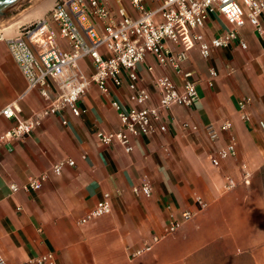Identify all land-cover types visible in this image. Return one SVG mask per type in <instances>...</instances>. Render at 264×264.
Here are the masks:
<instances>
[{
    "label": "crops",
    "instance_id": "1",
    "mask_svg": "<svg viewBox=\"0 0 264 264\" xmlns=\"http://www.w3.org/2000/svg\"><path fill=\"white\" fill-rule=\"evenodd\" d=\"M116 8L114 0H109ZM264 29V13L261 16ZM228 27L221 14L212 16L204 33L208 38ZM238 41L215 49L205 59L198 49L189 53L183 67L195 71L199 100L192 106L174 105L163 110L157 129L132 139L133 150L120 144L107 145L98 129H118L120 121L112 100H128L124 85H111V94L92 84L79 104L85 112L69 110L45 117L24 139L14 140L13 149L0 148V252L10 264H20L47 252L55 264H264V35L251 24L240 31ZM65 48L66 40L60 39ZM148 63L156 73L168 75L177 84L182 77L163 68L152 57L139 67L140 84L154 91ZM91 73L89 59L80 61ZM211 68L218 76L209 84ZM27 80L0 37V111L26 89ZM250 97V119L242 117L238 102ZM156 100V99H154ZM37 89L19 100L20 119L46 105ZM67 120V124L62 122ZM232 122L230 135L237 155L211 162L218 148L227 144L225 133L217 140L207 135V126ZM17 122L0 114V135ZM166 126L165 130L160 125ZM73 166L56 174L51 167L62 159ZM247 163L250 181L240 176ZM47 173L41 188L13 192L11 183L23 184L29 177ZM238 180L225 188V175ZM150 183V195L134 188ZM106 193L112 210L82 222ZM206 206L199 208L197 198ZM185 211L193 216L182 221ZM174 221L179 228L169 232Z\"/></svg>",
    "mask_w": 264,
    "mask_h": 264
},
{
    "label": "built area",
    "instance_id": "2",
    "mask_svg": "<svg viewBox=\"0 0 264 264\" xmlns=\"http://www.w3.org/2000/svg\"><path fill=\"white\" fill-rule=\"evenodd\" d=\"M112 8L109 0H56L47 16L30 23L20 24L12 34L0 31V37L8 44L9 50L27 80L25 91L6 105L0 114L6 118H16L17 122L0 135V148L14 140L24 139L41 125L43 119L52 114H62L69 110L80 116L85 112L79 104L92 84L104 94H111V85L122 87L125 76L129 90L128 100H112L120 126L105 131L98 129L96 135L107 145L120 144L127 152L133 150L132 139L150 135L157 129L163 110L174 105L192 106L200 98L199 80L195 71L183 67L193 49H198L201 57L209 58L215 49L226 48L238 41L242 47L246 43L240 38L241 29L248 23L264 35L261 16L264 0H114ZM221 14L227 29L214 37L204 33L207 21ZM60 39L66 40L70 48H65ZM152 57L159 66L171 68L182 77L177 84L166 74L155 72L154 64L148 63L153 77L154 91L141 86L139 67ZM89 59L91 73H87L80 61ZM209 84L218 76L211 68ZM37 89L46 100V105L34 115L20 119L19 100L31 90ZM156 99V100H154ZM250 97H243L238 105L242 117L250 119L248 105ZM62 122L67 124V120ZM259 125L264 132V121ZM166 129L164 124L160 125ZM232 122L224 120L220 125L207 126L211 140L228 137L227 144L218 148L211 156L216 168H221L224 160L237 155L235 138L230 135ZM71 158L62 159L51 167L61 174L65 166H73ZM240 176L245 183L250 181L247 163L240 165ZM47 173L29 177L23 184L11 183L13 192L21 189L29 191L41 188ZM225 188L232 189L238 184L237 178L225 175ZM136 193L150 195V183L134 188ZM199 208L206 202L197 198ZM110 194L106 193L94 209L83 217L87 222L111 212ZM193 216L185 211L182 221ZM180 221H174L169 232L177 230ZM0 264H10L0 252ZM20 264H55V254L47 252Z\"/></svg>",
    "mask_w": 264,
    "mask_h": 264
},
{
    "label": "bare ground",
    "instance_id": "3",
    "mask_svg": "<svg viewBox=\"0 0 264 264\" xmlns=\"http://www.w3.org/2000/svg\"><path fill=\"white\" fill-rule=\"evenodd\" d=\"M54 1L56 0H36L31 7L22 10L5 23L0 24V30L6 34H12L20 24L33 18L36 19L45 13Z\"/></svg>",
    "mask_w": 264,
    "mask_h": 264
},
{
    "label": "water",
    "instance_id": "4",
    "mask_svg": "<svg viewBox=\"0 0 264 264\" xmlns=\"http://www.w3.org/2000/svg\"><path fill=\"white\" fill-rule=\"evenodd\" d=\"M35 1L36 0H0V24L5 23Z\"/></svg>",
    "mask_w": 264,
    "mask_h": 264
},
{
    "label": "rangeland",
    "instance_id": "5",
    "mask_svg": "<svg viewBox=\"0 0 264 264\" xmlns=\"http://www.w3.org/2000/svg\"><path fill=\"white\" fill-rule=\"evenodd\" d=\"M54 2H55V1H54ZM54 2L52 3V5L48 8V10H47L45 13H43L41 16H38L36 19H39V18H41V17H43V16H47V15L49 14V11H50V9L52 8ZM33 4H34V3H33ZM33 4H30V5L26 6L24 9H27V8L31 7ZM24 9H23V10H24ZM21 11H22V10H21ZM21 11H20V12H21ZM20 12H18V13H20ZM18 13H17V14H18ZM36 19L33 18V19H30L29 21L24 22V23H30V22H32V21H35ZM16 29H17V28H16ZM0 31H1V30H0Z\"/></svg>",
    "mask_w": 264,
    "mask_h": 264
}]
</instances>
